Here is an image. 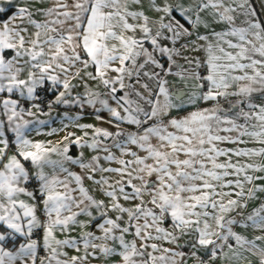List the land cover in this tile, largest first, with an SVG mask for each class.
<instances>
[{"label":"snow or ice","instance_id":"6c2138e0","mask_svg":"<svg viewBox=\"0 0 264 264\" xmlns=\"http://www.w3.org/2000/svg\"><path fill=\"white\" fill-rule=\"evenodd\" d=\"M26 3L0 0V264H92L112 256L119 257L118 264H186V257L215 264L243 251L258 252L264 264V248L256 243L264 241V201L247 211L249 202L259 199L257 193H264V185L255 183L264 176L249 173L264 172V164L239 159L264 156V147H218V142L244 143V136L264 145V104L252 102L255 93L264 96V19L257 18L248 0H191L188 6L180 0H149L147 11L156 14L155 20L146 11L129 9L143 8V0H74L75 12L67 10L65 0H54L48 8ZM209 8L229 30L214 33L218 43L207 45V74L190 73L198 81L195 89H170L165 76L173 74L172 65L181 67L173 57L182 55V49L197 50V42L188 38L201 22L200 13ZM238 9L246 16L243 26L236 24ZM68 21L74 23L64 27ZM228 36L238 37V42L225 41ZM219 41L237 51H228ZM90 66L94 71H88ZM186 74L175 73L181 79ZM88 80L106 91H93ZM79 85L84 92L73 95ZM233 86L236 90L229 91ZM41 92L52 93V99L43 101L49 110L54 105L106 110L107 123L116 131L77 123L75 127L85 130L83 136L70 132L55 145L29 139L30 125L48 123L37 116L49 115L36 102ZM229 96L238 99L227 111L244 123L238 124L220 106ZM208 101L215 105L183 117L171 115L186 104ZM251 119L258 123L248 125ZM124 123L136 130L127 131ZM221 131L238 134L224 136ZM98 137L111 138L120 156ZM64 141L102 151L103 160L120 166H102L99 155L86 160L80 152L74 157ZM220 157L225 159L221 162ZM103 173H115L118 179L110 182ZM85 180L103 197L90 194ZM238 227L261 234L248 239ZM76 228L80 232L72 236ZM184 237L188 239L180 244ZM182 247L190 251L176 250Z\"/></svg>","mask_w":264,"mask_h":264},{"label":"crops","instance_id":"0c3cea01","mask_svg":"<svg viewBox=\"0 0 264 264\" xmlns=\"http://www.w3.org/2000/svg\"><path fill=\"white\" fill-rule=\"evenodd\" d=\"M20 3H25V0H19ZM54 0H27V3L25 6H32V7H43V8H48L53 5ZM65 2L69 5L68 9L69 11L75 12L76 10L72 8V4L74 3V0H65ZM159 2V0H158ZM180 2L184 3L185 6H188L191 3V0H180ZM238 2H243V0H238ZM144 6L143 8L137 9L133 5H129L130 10H140V11H146V14L152 17L153 20L156 19V14L152 11H147L149 7V0H143ZM226 4H231L232 0H225ZM248 3L256 9L257 12V18L259 19H264V0H248ZM234 6V5H233ZM59 11H64V9H60ZM237 19H236V24L243 26V21L246 19L245 15L241 14V10L238 9L237 13L234 14ZM201 17V22L199 26L194 30V35L190 38H188L190 41H196L197 42V50L193 51L191 49L187 50H181L182 55L175 56L173 59L176 61V64L180 65L181 67H176V65H172V75H167L165 76V79L168 81V86L170 89H183L185 92H192L195 89V85L198 83L197 80L193 79L190 75L192 72H196L199 75L203 76L206 75V64L205 61L207 60L208 52L206 51L207 45L208 44H217V38L214 35V33H223L229 30V26L224 23L220 22L218 17L214 15V10L209 8L205 10L204 12L200 13ZM56 17H51L50 19H55ZM60 19H64V17H59ZM37 19H42V17H37ZM130 23H135L131 18L129 19ZM183 22V21H182ZM74 23V21H68L64 27L69 26L70 24ZM56 27H60V25H55ZM186 27L188 25H185ZM31 31V29H30ZM51 35H54V33H50ZM127 35H133L132 33H127ZM136 35H139V33H136ZM206 36L207 40L200 41L197 39L198 36ZM226 40H232V42L236 43L238 42V37H225ZM184 41L181 40L180 43L176 45L177 48L180 47V44H183ZM220 45L225 47L228 51H237L234 49H228L227 44L224 43L223 41H219ZM146 47L148 46L147 43L145 45ZM67 47V46H66ZM47 50V49H46ZM185 57L188 59H191L193 63L189 64ZM258 58V57H257ZM199 62V66H197L196 62ZM244 63H247V61H242ZM167 66V65H166ZM182 70H187V78L186 79H181L179 76L175 75L176 72L182 71ZM88 71H94V68L90 66L88 68ZM110 75H115V74H110ZM90 88L93 91H99V92H104L106 91L103 87V85L98 84V82H93L88 80L87 81ZM131 81L126 80L125 83H130ZM147 82V81H145ZM73 83L79 84L78 81H73ZM152 87H154L153 82H149ZM139 87V86H137ZM62 90V89H61ZM127 90V89H126ZM142 90V89H141ZM236 88L233 86L232 89L229 91H235ZM84 88L82 85H79L77 88L74 89L73 95H76L78 93H83ZM117 95H123V92H118ZM53 98V96H52ZM131 99H136L135 96H131ZM237 97L235 96H229L227 100L221 99L220 101V106L225 109V112L229 117L236 118L235 117V112L234 111H227L228 109L231 108V105L237 101ZM41 103V101H36ZM252 102L255 104H264V96L260 95L259 93H255L252 98ZM110 104L114 105V102L110 100ZM215 105L214 101H208V102H199L196 105H185L184 108L182 109H173L171 112V115L173 117H183L188 115L189 112L191 111H196L198 108H211ZM26 108L30 107V104L25 103L24 105ZM244 107L245 111H249L248 107L246 105H241ZM99 107V105H97ZM41 108L43 109L44 112L49 113V115H42V114H37L38 118L40 120H46L48 121L47 124L44 125H30V128L32 131L27 133L28 138L32 139L34 141H43V142H51L52 144H57L60 141H63V138L68 134V133H75L76 136H83L85 130H81L77 127H75V124H92L95 127H100V128H105L108 129L109 131H116V129L113 127V125L107 123V120L110 118L109 114L106 110H102L100 113H96L95 109H93L90 106H85L83 109L79 108L78 106L75 105H54L51 110L48 108H43V105L41 103ZM35 111V109H32ZM65 113H67V116H65ZM225 113H221V115H224ZM100 115L104 117V120H97L96 116ZM68 117H73L78 119H68ZM2 118V117H0ZM37 117H28L25 116V119L29 120H34ZM237 123H244L243 118H236ZM151 123V122H150ZM248 125H255L258 122L255 119H251L247 121ZM67 125V127H65ZM122 127L125 128L127 131H135L136 126L134 125H128L126 123L122 124ZM224 127H228V125H224ZM52 129H56L57 131L55 133H52L49 135V133L52 132ZM170 131H174L173 129H169ZM253 129L249 127V131H252ZM255 130H258L255 129ZM88 137L86 139L91 142L92 139V129H88ZM39 133V134H38ZM220 135L224 136H231V137H236L237 132L233 131L231 133H226L221 131L219 133ZM11 136V134H8ZM74 139V137H73ZM97 139L103 141V145L107 146L112 149V151L119 157L120 153L119 150L115 149L112 147L113 145V140L109 138L108 140H103L102 137H98ZM241 139L244 141V143L241 144H232L228 142H223L220 143L218 142V147L224 148V149H235V148H243V149H260L264 147V145L260 144L259 142L253 140L252 138L248 136L241 137ZM65 144L69 145V154L76 157L79 155L80 152L84 153V158L90 159L93 155H99L101 157L100 163L104 167H119L115 162H107L103 160V156L105 155L104 152L100 151H94L91 148H80L75 144H71L69 141H64ZM153 144H156L157 142L155 139L152 141ZM133 151H137L140 155H144L143 152H140V150L137 148V146H130ZM11 151H9V154H11ZM53 159H58L55 154L52 156ZM123 159H131V157H121ZM183 159V155L180 157ZM225 159V157H220L219 160L222 162ZM235 157H233V160L235 161ZM242 162H249V163H256L258 165L264 164V156H256V157H241L239 158ZM70 170L75 171L77 173H81V169H79L78 166L75 165H69ZM46 171H50L49 169H46ZM249 174L256 175V176H264V172H250ZM101 173L96 174V178L99 179ZM104 176H106L110 182H113L114 180L118 179L115 173H103ZM256 184L258 185H264V180H257L255 181ZM84 186L89 189L90 194H93L97 196L98 198H102L103 194L102 192L98 191L96 185L93 184L92 181L90 180H85L84 181ZM257 196L259 199L250 201L248 204V209L247 211H251L255 206H257L261 201H264V193H257ZM26 199V197H25ZM40 214L38 210V215ZM112 215V213H110ZM43 218V217H41ZM81 219H85L84 217H81ZM165 227L168 225L165 224ZM236 231L240 232L242 235L246 236L248 239H254L255 236L260 235L261 233L259 231L253 230V229H248L245 230L243 228H237ZM80 232L79 228H76L74 231L71 232L72 236H77ZM99 234V233H97ZM58 238H64V235L57 232ZM127 239H132L131 236H128ZM187 237H184L181 239L179 242L180 244H184L185 241L187 240ZM156 243H161L163 247H171L175 248V245L168 244L166 242H160V241H154ZM139 243V242H138ZM257 246L259 248H264V241H256ZM177 251H184L185 253H188L190 249L188 247H182V248H176ZM70 255L75 254L73 251L69 250ZM159 253H157L158 255ZM200 255H204L203 252L200 253ZM206 258V257H205ZM179 260V258H177ZM261 256L259 255L258 252H247L243 251L241 255L238 257L232 259V260H217L215 261V264H260ZM119 257L118 256H112V257H101L95 261L92 262V264H118ZM186 264H197L195 258L192 257H186Z\"/></svg>","mask_w":264,"mask_h":264},{"label":"built area","instance_id":"2783aa9c","mask_svg":"<svg viewBox=\"0 0 264 264\" xmlns=\"http://www.w3.org/2000/svg\"><path fill=\"white\" fill-rule=\"evenodd\" d=\"M41 96V103L43 105V108H47L46 104L43 102L45 99H52V93H47V95H45L44 92L40 93Z\"/></svg>","mask_w":264,"mask_h":264}]
</instances>
